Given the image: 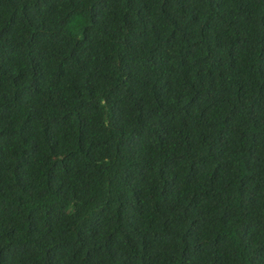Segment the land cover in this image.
<instances>
[{"label": "trees", "instance_id": "1", "mask_svg": "<svg viewBox=\"0 0 264 264\" xmlns=\"http://www.w3.org/2000/svg\"><path fill=\"white\" fill-rule=\"evenodd\" d=\"M0 264H264V0H0Z\"/></svg>", "mask_w": 264, "mask_h": 264}]
</instances>
